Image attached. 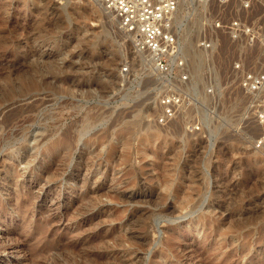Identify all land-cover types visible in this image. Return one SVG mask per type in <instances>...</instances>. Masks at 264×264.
Instances as JSON below:
<instances>
[{
	"label": "rangeland",
	"instance_id": "1",
	"mask_svg": "<svg viewBox=\"0 0 264 264\" xmlns=\"http://www.w3.org/2000/svg\"><path fill=\"white\" fill-rule=\"evenodd\" d=\"M209 5L178 1L188 79L159 123L177 77L91 0H0V264H264V91L239 84L264 0L258 41L204 50Z\"/></svg>",
	"mask_w": 264,
	"mask_h": 264
},
{
	"label": "built area",
	"instance_id": "2",
	"mask_svg": "<svg viewBox=\"0 0 264 264\" xmlns=\"http://www.w3.org/2000/svg\"><path fill=\"white\" fill-rule=\"evenodd\" d=\"M105 10L116 19L118 29L131 37L133 48L139 54L151 58L154 70L162 79L175 84L165 90L159 99L162 115L158 122L164 123L173 119L182 105L179 86L186 82V64L179 45L174 15L178 0H97ZM208 10L210 2L215 3L209 27L204 32L201 47L204 50L213 48L219 35H225L231 41H258L257 27L247 18L257 0H197ZM264 51V41L261 45ZM236 66V68H238ZM128 68L123 67L122 72ZM240 87L248 93L264 91V73L244 71L239 81ZM264 145V133L255 141V148Z\"/></svg>",
	"mask_w": 264,
	"mask_h": 264
},
{
	"label": "bare ground",
	"instance_id": "3",
	"mask_svg": "<svg viewBox=\"0 0 264 264\" xmlns=\"http://www.w3.org/2000/svg\"><path fill=\"white\" fill-rule=\"evenodd\" d=\"M92 1V4H93V8L95 9L94 10V12H95V14H97V16H102V15H105V14H107L109 17H111V20H113L114 21V23L116 24V28H118V24H117V21H116V19L113 17V15L109 12V11H107V10H105V8L103 7V5L99 2V1H97V0H91ZM179 1V0H178ZM179 7V6H178ZM179 8H181V5H180V7ZM179 10V9H178ZM181 10V9H180ZM175 18H176V16H175ZM118 30V29H117ZM122 31V30H121ZM122 33L123 34H125L123 31H122ZM125 35H127V34H125ZM128 36V35H127ZM214 47V46H213ZM182 51V50H181ZM184 53H185V51H184ZM139 54V53H138ZM140 55H143V54H140ZM144 56H146L147 58H148V60L151 62V58L149 57V56H147V55H144ZM190 56V60H191V62L192 61H194L195 60V57H194V53L193 54H191V55H189ZM27 60V59H26ZM45 63V62H44ZM151 64H152V62H151ZM194 63L192 62V65H193ZM38 65L37 64H35V67H37ZM152 66H153V64H152ZM187 66V65H186ZM46 68H48V67H46ZM154 68V67H153ZM41 69V68H40ZM45 69V68H44ZM49 69H50V67H49ZM48 69V70H49ZM48 72H50V73H53L52 71H48ZM47 73V72H46ZM45 73V74H46ZM42 75V74H41ZM36 77H38V76H36ZM40 79V78H39ZM182 106V105H181ZM6 117V116H5ZM10 118V117H9ZM6 120V119H5ZM8 120H6L5 122H3V123H6ZM11 121V120H10ZM6 126L8 125V123L7 124H5ZM145 126V131H147V136L149 137V136H155L156 134H153V133H151L150 132V126H149V124H147V123H145L144 124ZM5 127V126H4ZM143 127V126H142ZM142 129V128H141ZM64 146V145H63ZM113 264V263H112Z\"/></svg>",
	"mask_w": 264,
	"mask_h": 264
}]
</instances>
